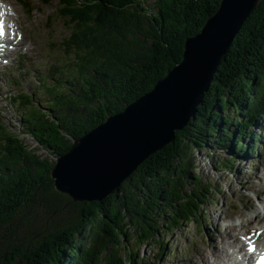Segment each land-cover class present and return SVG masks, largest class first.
Segmentation results:
<instances>
[{
	"label": "trees",
	"instance_id": "1",
	"mask_svg": "<svg viewBox=\"0 0 264 264\" xmlns=\"http://www.w3.org/2000/svg\"><path fill=\"white\" fill-rule=\"evenodd\" d=\"M45 1L57 3L69 31L59 44L67 58L39 77L45 101L23 91L12 97L23 132L45 153L0 120V264H159L167 234L189 222L202 226L206 218L214 185L196 172L194 154L232 151L216 166L232 169L235 155L254 154L261 142L253 128L264 124V0L175 141L95 201L74 200L55 187L57 157L151 91L221 0ZM148 243L159 246L157 256L140 255Z\"/></svg>",
	"mask_w": 264,
	"mask_h": 264
},
{
	"label": "water",
	"instance_id": "2",
	"mask_svg": "<svg viewBox=\"0 0 264 264\" xmlns=\"http://www.w3.org/2000/svg\"><path fill=\"white\" fill-rule=\"evenodd\" d=\"M260 0H221L183 59L154 88L76 139L56 159L55 187L74 200H102L193 117L236 34Z\"/></svg>",
	"mask_w": 264,
	"mask_h": 264
},
{
	"label": "rangeland",
	"instance_id": "3",
	"mask_svg": "<svg viewBox=\"0 0 264 264\" xmlns=\"http://www.w3.org/2000/svg\"><path fill=\"white\" fill-rule=\"evenodd\" d=\"M7 1L18 13L15 18H20L18 23L25 32V39L23 46L12 51V55L6 60L7 67L0 69V120L9 129L19 132L30 148L43 154L45 150L38 142L23 132L19 104L12 97L23 91L34 94L36 102L47 99L41 92H37L39 77L43 74L51 75L58 63L56 59L61 55L67 58V51L63 53L59 44L68 37L69 31L57 12L55 2L50 5L45 0H26L33 7L27 14L20 3H24L23 1ZM26 70L30 72L26 73ZM262 124L263 121L260 120L253 128L254 132L262 135L258 149L250 156L247 153L240 156L233 154L235 157L232 169L216 167L221 165V159L231 156L232 151L218 150L210 153L203 148L194 154L196 172L201 175L203 182L214 185L212 198L203 210L206 218L202 226L189 222L181 229H174L167 234L164 240L167 247L159 264H201L203 251L209 254L211 251L208 246L213 243L221 247V240L226 234H229L228 240L232 236L244 243L243 238L247 234L264 228ZM257 214L261 217L256 218ZM158 252L159 246L150 243L140 247L141 256L155 257Z\"/></svg>",
	"mask_w": 264,
	"mask_h": 264
},
{
	"label": "bare ground",
	"instance_id": "4",
	"mask_svg": "<svg viewBox=\"0 0 264 264\" xmlns=\"http://www.w3.org/2000/svg\"><path fill=\"white\" fill-rule=\"evenodd\" d=\"M5 5L7 7L8 13L13 17V20L12 21L10 20V29L18 32L17 33L18 38H16L15 47L20 48L21 46H23L22 42L25 39V32L22 30L21 25H19L18 23L20 18L17 17L15 18V16L18 15V13L15 10L14 6H11L10 4L7 3H5ZM20 33H23L22 38H19ZM7 52L10 56L12 55V49L11 50L9 49ZM257 217L260 218L261 215L257 214L256 218ZM222 235L223 234H221V236ZM228 235L229 234H226L222 238L221 247L213 243L208 246V248H210V250L209 249L208 250L211 251L209 254L207 251H203L202 255L204 258L202 259V262H200L201 264H244L245 261H248V259L252 256V254L246 248V245H248L246 244L247 240L243 241L244 243H240L237 238L232 236H230L231 238L229 237L228 240ZM254 240H257V236H253L252 239H250L251 243H254ZM263 245L264 243L258 244L257 252L261 250V247L259 246H263Z\"/></svg>",
	"mask_w": 264,
	"mask_h": 264
},
{
	"label": "snow or ice",
	"instance_id": "5",
	"mask_svg": "<svg viewBox=\"0 0 264 264\" xmlns=\"http://www.w3.org/2000/svg\"><path fill=\"white\" fill-rule=\"evenodd\" d=\"M3 35H4L3 27H2V25H0V36H3ZM261 264H264V259H262Z\"/></svg>",
	"mask_w": 264,
	"mask_h": 264
}]
</instances>
